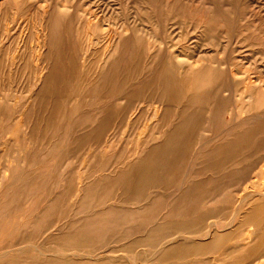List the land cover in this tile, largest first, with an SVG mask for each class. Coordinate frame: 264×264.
I'll use <instances>...</instances> for the list:
<instances>
[{
    "label": "rangeland",
    "instance_id": "374dc122",
    "mask_svg": "<svg viewBox=\"0 0 264 264\" xmlns=\"http://www.w3.org/2000/svg\"><path fill=\"white\" fill-rule=\"evenodd\" d=\"M263 171L264 0H0V264H264Z\"/></svg>",
    "mask_w": 264,
    "mask_h": 264
},
{
    "label": "bare ground",
    "instance_id": "6f19581e",
    "mask_svg": "<svg viewBox=\"0 0 264 264\" xmlns=\"http://www.w3.org/2000/svg\"><path fill=\"white\" fill-rule=\"evenodd\" d=\"M42 72V71H41ZM47 79V78H46ZM164 84V83H163ZM165 85V84H164ZM192 98V97H191ZM157 108V107H156ZM158 109V108H157ZM156 111V110H155ZM161 111V110H160ZM188 111V110H187ZM186 111V112H187ZM183 112H185V110L183 111ZM189 112V111H188ZM188 114V113H187ZM186 114V115H187ZM183 115V114H182ZM159 120H160V118H159ZM162 120V119H161ZM175 128H177V127H175ZM241 139H243L242 141H245L246 140V137H243V138H241ZM239 141H241L240 139H239ZM241 141V142H242ZM243 146H244V144H243ZM170 156V155H169ZM150 160V159H149ZM135 162V161H134ZM153 163V162H152ZM158 163V162H157ZM156 163V164H157ZM166 163V162H165ZM149 164H151V162L149 163ZM153 164H155V163H153ZM153 164H151V165H153ZM167 164V163H166ZM161 166V165H160ZM153 167V166H152ZM157 167V166H156ZM163 167V166H162ZM163 168H167L166 166H164ZM129 169V168H128ZM157 170H161V169H157ZM162 171V170H161ZM153 172V171H152ZM156 172V171H155ZM163 172V171H162ZM150 174H147V173H145V172H141L140 174H139V178H140V180L142 181L141 183H145L144 182V180H146L147 182H146V184L148 183V178L149 177H151V172H149ZM159 173V172H158ZM263 173H264V171H263ZM154 174H157V173H154ZM165 174V173H164ZM167 175V174H166ZM155 177V176H154ZM165 177V176H164ZM166 177H168V175L166 176ZM122 178V177H121ZM134 178V177H133ZM119 179V178H118ZM124 179H126V177L124 178V176H123V180ZM127 179H129V176L127 177ZM126 179V180H127ZM159 179V178H158ZM163 179V178H162ZM116 180V179H115ZM164 180V179H163ZM166 180V179H165ZM117 181V180H116ZM150 181V180H149ZM160 181V180H159ZM247 181V180H246ZM134 182V181H133ZM153 182V181H152ZM125 184L127 183V182H124ZM140 182L138 183V185L139 184H141ZM120 184H121V181H120ZM145 184V185H146ZM243 184V183H242ZM128 185V184H127ZM137 185V184H136ZM136 185L134 186V188H136ZM254 185H255V182L254 181H249V182H245L244 184H243V188H242V190L244 191V195L242 196L243 197V200L244 199H246V197H248L249 195H256V197H258V196H261V197H259L258 199L255 197V200L254 201H252L251 202V204H249L250 206V209H248L249 211H247V212H245L244 213V216L241 218L242 220H240L241 222L243 221V222H247V223H249V227L247 228V230H246V235H245V237L243 238V241H248L249 239H251V240H253V242L248 246V247H245L244 248V250L241 252V255H240V257H238L239 259H241V260H254V259H258L259 257H261V256H263L264 255V192H259V191H256L255 189H253L254 188ZM130 186H131V184H130ZM129 186V187H130ZM143 186V185H142ZM142 186H140V189H141V187ZM139 187V186H138ZM126 190H128V188H126ZM138 190V189H137ZM137 190H136V193H137ZM125 191V190H124ZM135 191V190H134ZM141 191V190H140ZM127 192V191H126ZM139 192V191H138ZM135 193V194H136ZM140 193V192H139ZM139 193H137L138 195H139ZM251 197V196H250ZM253 197V198H254ZM261 199V200H260ZM252 200V199H251ZM241 201V200H240ZM184 213V212H183ZM243 215V214H242ZM199 220V219H198ZM232 221V220H231ZM184 222V221H183ZM182 222V223H183ZM187 222V221H186ZM240 222V223H241ZM178 223V222H177ZM180 223V222H179ZM246 223V224H247ZM246 224H244V225H246ZM199 225V224H198ZM240 225V224H239ZM243 224H241V226H242ZM190 226H192V225H189V226H187V227H190ZM193 226H194V224H193ZM197 226V225H196ZM159 227V226H158ZM185 227V226H184ZM191 228H193V227H191ZM239 226H237L236 227V229H234V230H232V232H230V234H233V233H237L238 231H239ZM182 229H184L182 226H180V224H176V225H174V226H169V227H166V228H164V229H161V228H159L158 230L156 229V231H153V233H155L154 235L152 234V235H150L149 236V240L154 244L155 243V245H157L158 243H159V241L161 242V241H163V240H165V238L169 235V234H172V233H170V232H168V230H182ZM227 229V228H226ZM245 230V229H244ZM197 231H198V229H197ZM157 232V233H156ZM173 232V231H172ZM176 232V231H175ZM186 232V231H185ZM239 233V232H238ZM229 234V235H230ZM245 234V233H244ZM147 235V234H146ZM175 235H177V233L175 234ZM226 235V234H225ZM85 236V235H84ZM223 236V235H222ZM174 237V236H173ZM233 237V236H232ZM231 237V238H232ZM89 238V237H88ZM139 238V237H138ZM145 238V237H144ZM147 238H148V236H147ZM169 238H171V237H169ZM137 238H135V240H136ZM146 239V238H145ZM213 239H214V241L212 240L209 244H205V245H200V244H198L197 242H196V244H185V245H183V246H178V247H175V248H171V249H169V250H165L166 248H164V253L163 252H161L162 253V255L164 254V257H171V258H177L179 255H182V254H190V253H196V252H199V251H201V250H204V249H207V248H210V247H214V246H216L217 244H219V243H221V240H223V237H222V239H219V238H217V237H213ZM135 240H134V242H135ZM174 240V239H173ZM177 240V239H176ZM139 241V240H138ZM137 241V242H138ZM141 241H142V239H141ZM82 242H84V241H82ZM146 242H147V239H146ZM223 242V241H222ZM130 243H133V242H130ZM144 243H145V240H144ZM161 243H163V242H161ZM189 243V242H188ZM128 244V243H127ZM138 244H139V242H138ZM150 245H152L151 247H153V249H154V246H153V244H151V243H149ZM165 244H167V243H165ZM133 246V245H132ZM132 246H129V247H131V248H133ZM135 246H136V244H135ZM149 246V245H148ZM160 246V245H159ZM162 246H163V244H162ZM174 246V245H173ZM126 248L127 246H123V248ZM150 247V246H149ZM156 249V248H155ZM212 250V249H211ZM204 251H206V250H204ZM201 253V252H200ZM200 253H196V254H200ZM4 254V253H3ZM16 254V253H15ZM85 254V253H84ZM185 254V255H186ZM50 255V254H49ZM72 255V254H71ZM161 255V257H163ZM60 256V255H59ZM86 256V255H85ZM160 256V255H159ZM239 256V255H238ZM50 257H53L52 256V254H51V256ZM50 257L48 258V259H46V260H48L49 262L50 261H52L51 259H50ZM118 257V256H117ZM56 258V257H55ZM67 258V257H66ZM65 258V259H66ZM88 258V257H87ZM160 258V257H159ZM159 258H157V259H159ZM60 259V258H59ZM46 260H45V262H46ZM62 260V259H61ZM64 260V259H63ZM70 260V259H69ZM119 261V260H118ZM34 262V261H33ZM43 262V261H42ZM44 262V263H45ZM70 262V261H69ZM107 262H108V260H107ZM39 263V262H38ZM41 263V262H40ZM39 263V264H40ZM44 263H42V264H44ZM47 263V262H46ZM45 263V264H46ZM68 263V262H67ZM66 263V264H67ZM109 263V262H108ZM119 263V262H118ZM36 264V263H35ZM63 264H65V263H63ZM113 264V263H112ZM168 264V263H167ZM170 264H178V263H175V262H171ZM189 264V263H188ZM190 264H196V263H190Z\"/></svg>",
    "mask_w": 264,
    "mask_h": 264
}]
</instances>
